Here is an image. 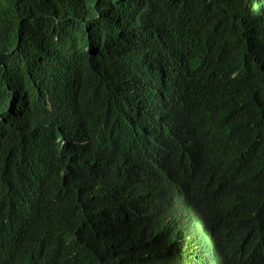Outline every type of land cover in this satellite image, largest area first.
Returning a JSON list of instances; mask_svg holds the SVG:
<instances>
[{"label":"trees","instance_id":"1","mask_svg":"<svg viewBox=\"0 0 264 264\" xmlns=\"http://www.w3.org/2000/svg\"><path fill=\"white\" fill-rule=\"evenodd\" d=\"M20 86L58 113L2 173L0 264H264V0L0 2Z\"/></svg>","mask_w":264,"mask_h":264},{"label":"clouds","instance_id":"2","mask_svg":"<svg viewBox=\"0 0 264 264\" xmlns=\"http://www.w3.org/2000/svg\"><path fill=\"white\" fill-rule=\"evenodd\" d=\"M8 1L0 0L2 3ZM12 94L13 96L10 97ZM3 96L4 101L0 104V153L4 151V154L2 157L0 155V179L8 166L14 165L18 168V165H25L28 158L26 153L30 149V140L35 134L33 132L35 125L38 129L46 130L51 121V111H54L56 115L58 113L56 102H53V99L49 103L46 95L21 86L5 95L0 93V98ZM46 113H49L50 116L43 119ZM56 115L48 134L58 131L62 133L65 129L62 121L57 124ZM31 116L36 123L29 122ZM13 131L17 133L16 136L10 135Z\"/></svg>","mask_w":264,"mask_h":264}]
</instances>
